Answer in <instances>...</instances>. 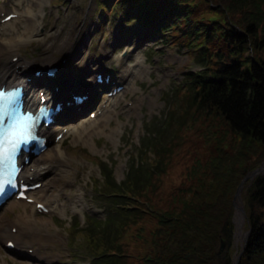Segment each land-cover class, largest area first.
Listing matches in <instances>:
<instances>
[{"label":"trees","instance_id":"1","mask_svg":"<svg viewBox=\"0 0 264 264\" xmlns=\"http://www.w3.org/2000/svg\"><path fill=\"white\" fill-rule=\"evenodd\" d=\"M100 5L111 14L129 5L145 26L186 48L203 68L183 74L178 106L152 123L154 131H146L120 183L98 162L103 179L94 187L106 216L79 230L89 261L128 264L135 254L146 264H233V198L264 160V0ZM191 139L200 146L168 188L173 157ZM241 196L247 235L237 264H264V174ZM221 240L226 248L218 254Z\"/></svg>","mask_w":264,"mask_h":264},{"label":"rangeland","instance_id":"2","mask_svg":"<svg viewBox=\"0 0 264 264\" xmlns=\"http://www.w3.org/2000/svg\"><path fill=\"white\" fill-rule=\"evenodd\" d=\"M100 1L103 0H24L11 3L5 6L6 10L0 11V19L8 11H16L21 15L10 26L13 34L1 32L0 28V41L7 42L13 37V40H21L20 43H23L22 39H25V36H29L27 38L30 39L20 44L17 49L0 55L4 61L10 60L12 55L14 57L17 55L20 61L27 60L37 66L46 67L48 54L51 55L49 58L51 60L61 58L63 52L68 49L69 61L65 64L70 74L68 81L78 86L92 80L95 62V64L100 62L102 67L111 68L117 81H120L121 70L124 68L133 71L137 61L141 62V66L137 68L141 69L142 66L144 68V71L134 72L136 83L134 84L131 78L129 89L118 97L116 111L112 112L109 118V128L100 131L99 126L98 133L84 140L80 137V141H76L77 127L72 130L70 127L62 140L51 144L44 153L49 160L51 156L60 158L51 160L56 161L51 178L46 182V186L42 185L36 190L40 195L44 194L43 200L48 209L57 210L55 214L35 215L32 204L13 201L7 202L0 209V218L5 220L0 225V232L1 229L8 232L11 228L19 229V225L13 220L15 214L24 211L27 215L35 217L39 221L38 227L41 228L33 237L28 235L25 238L28 243L19 252L5 251L0 239L1 263L91 264L88 261H81L85 259V254L75 250L74 244L82 242V239L78 235L74 237L69 227L72 226L75 232L86 226L88 216L104 217L103 202L93 190L94 181L101 179L100 168L95 163L98 159L107 162L113 167L115 180L121 181L128 171L131 154H137L145 130L153 129L150 123L164 120V115L168 112V103L173 107L178 106L176 85L184 84L183 74L203 68V64L190 59L187 50L168 43L166 36L149 32L150 28L145 27L141 20L139 21L138 15L132 14L128 8L125 11L126 15L124 11L108 17L101 15L98 5ZM2 2L3 0L0 1ZM33 3L35 5L30 8ZM25 16L32 18L34 25L33 28H29L27 35L24 34ZM119 43L121 45L117 47ZM76 46H80L81 54L73 57L70 50ZM219 46L228 54L224 43H220ZM84 66L89 72H85ZM95 90L97 97L93 103H97L100 93L97 88ZM83 120L76 118L72 125ZM60 128L61 126H57L53 130ZM195 146L199 147L200 143L194 139L188 140L173 157L171 167L173 171L165 178L168 188L178 182L180 171L189 165V158L192 157ZM147 156L152 157L151 154ZM257 169H261L258 174H264V160L248 174ZM255 176L245 180L239 197L235 200L232 259L244 246L247 232L245 214L239 209L243 207L241 194ZM12 205L15 206L14 210L10 209ZM71 239H74V242ZM28 249L33 250L30 256L24 254ZM41 259L46 260L41 263ZM128 264L146 263L134 254L129 258Z\"/></svg>","mask_w":264,"mask_h":264},{"label":"bare ground","instance_id":"3","mask_svg":"<svg viewBox=\"0 0 264 264\" xmlns=\"http://www.w3.org/2000/svg\"><path fill=\"white\" fill-rule=\"evenodd\" d=\"M9 3L7 2H3L0 3V11H3L6 9L5 6H7ZM35 4L33 3L32 6H30V8H32ZM9 14V13H8ZM7 14H5L6 16ZM25 26H24V34L27 35V31L29 30V28H33V20L32 18L25 16ZM15 23V21L13 19L10 20V22H6V23H2L1 24V20H0V27L3 28V30L7 31V34L11 35V33L13 34V31H10V26ZM17 25V24H16ZM16 30L17 27H16ZM32 31H35V29H32ZM11 38V36H9ZM25 39L23 43L25 41H30L29 36H25ZM7 39V38H6ZM21 40H13V37L11 39H9L7 42H3L0 41V55H2L3 53H6L8 51H13L15 49H17L20 44ZM64 50L66 49L65 47H63ZM81 48L80 46H76L73 49L70 50V55H72L73 57H77L79 54H81ZM68 55H69V51L68 49L65 50L63 52L62 57L60 58H56V59H49L51 57V55L48 54V58H46L45 64L47 62V67H51L52 65H56L59 69V71L57 72V76L55 78V80H53L52 83H48L45 84L43 82L40 81V75H34V67H35V63L31 62V61H20L17 60L15 62H12L10 58V61H4L1 57H0V86L1 85H5L6 88L8 87H12L15 85H21L23 86V88L27 91V95H26V101H27V105H32V104H37V101L39 100V95L38 92L36 94V98H35V90L36 88H38L37 91H44L47 93V97H48V101H52V100H68V95L70 90L74 89V84L70 83L68 80L70 79V74L67 72L66 66L65 64L69 61L68 59ZM14 56V55H12ZM66 59V62L63 64V60ZM55 60V61H54ZM40 67V66H39ZM84 70L85 72H87L88 70L85 69L84 66ZM133 71L135 72H140V71H144L143 66L140 68L134 67ZM133 71H129L128 73L130 74V76H132V72ZM89 72V71H88ZM32 74V75H31ZM32 76V77H31ZM129 75H126L124 73H122L120 75V82L121 84H125L127 81H129ZM31 77V80H28V78ZM133 83H136V80H133ZM97 84V83H94ZM93 84V85H94ZM59 86V92L56 94V92L54 91L55 86ZM129 84H128V89H129ZM93 87L92 86H86L84 88V91L88 93L89 99H94L95 97L93 96ZM126 92V90H124V93ZM86 94V93H85ZM116 96V95H115ZM37 100V101H36ZM106 100V104H107ZM137 101H138V97H137ZM74 105V104H73ZM117 105V101L114 103V105H109L108 107L106 106L105 108H103L101 110V112L99 114H97L95 116L94 119H85L83 121H81L78 124H75L74 126L71 125V121L72 119L75 117L73 113L69 114L68 118H62L61 121H63L65 123V125H63V128H65L64 126H71V128H76V134L77 136H75L76 141H80V137H83V140L85 138L91 137L93 134H96L99 132V126H101L100 131H103L106 127L109 128L110 127V120L109 118L111 117V113L116 111V106ZM137 106V105H136ZM66 107V106H65ZM71 129V130H72ZM44 135L47 136H52L54 137L56 134L53 135V130H44L43 132ZM78 138V140H77ZM52 159H57L60 160V158H54L51 156V159H48V156H44V154H41L40 156L36 157V159H34L32 165V167L35 168L34 172H30L28 170L25 169L26 173L29 176H34V178L38 179L40 176H42L43 174H48L51 170H53L55 168V166L52 164L51 160ZM44 165L41 169L39 170L38 168ZM27 168V167H26ZM37 195V194H36ZM43 195V193L38 194L39 197H41ZM16 203H21V201H17ZM15 206L12 205L10 207L11 210H14ZM35 209V208H34ZM35 211H37L35 209ZM15 222H17V224L19 225V229L17 230V233L12 234L10 231H2L0 232V239H2V242L6 243V241H8V239L6 237L8 236H12L14 235L16 240L18 241V243L21 246H25L26 240L25 238L28 235H33L37 234L38 231L41 229L40 227H38V223L39 221L37 219H35V217H31V215H27L26 212L24 211L23 213H18L15 214L14 220ZM3 222H5V220L3 218H0V225L3 224ZM6 238V239H3ZM10 238V237H8ZM36 255V254H35ZM0 264H6V263H1Z\"/></svg>","mask_w":264,"mask_h":264},{"label":"water","instance_id":"4","mask_svg":"<svg viewBox=\"0 0 264 264\" xmlns=\"http://www.w3.org/2000/svg\"><path fill=\"white\" fill-rule=\"evenodd\" d=\"M260 170H261V169H257V170H255V171H253L252 173H250V175L247 174V175L242 179L241 183L239 184V186H238V188H237V190H236V193H235V195H234V198H233L234 208H235V200H236L237 197H239V194H240V192H241V190H242V188H243V184H244L245 180H247L248 178H252L253 176L257 175V174L259 173ZM239 209L243 212V214H245L243 207H240ZM224 247H225V241H224V240H221V241H220L219 250H218V254H220V253L224 250ZM241 252H242V251H240V253H239L238 257H237V260H235V261L233 262V264H237V263H238V260L240 259V254H241Z\"/></svg>","mask_w":264,"mask_h":264}]
</instances>
